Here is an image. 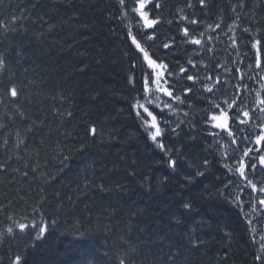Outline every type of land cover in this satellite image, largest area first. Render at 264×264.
Instances as JSON below:
<instances>
[{
	"label": "trees",
	"instance_id": "obj_1",
	"mask_svg": "<svg viewBox=\"0 0 264 264\" xmlns=\"http://www.w3.org/2000/svg\"><path fill=\"white\" fill-rule=\"evenodd\" d=\"M135 1L0 0V264H264L260 149L207 126L233 100L264 125V0H208L216 37L200 0H144L154 31Z\"/></svg>",
	"mask_w": 264,
	"mask_h": 264
},
{
	"label": "snow or ice",
	"instance_id": "obj_2",
	"mask_svg": "<svg viewBox=\"0 0 264 264\" xmlns=\"http://www.w3.org/2000/svg\"><path fill=\"white\" fill-rule=\"evenodd\" d=\"M200 3L202 6H206L205 0H200ZM125 7H127L126 0H125ZM144 7H145L144 0H141L140 8L136 9V10L139 11L140 16L144 19V22L146 24L145 28L150 30V31H154L155 27H157L158 25L156 24V21L150 20L147 18L148 14L146 12L142 11V9H144ZM157 7L162 8L163 3L157 5ZM169 23H171V22H169ZM192 23H196V21H193ZM217 27H220V25H217ZM183 32L185 35H190L188 28H184ZM152 39H153V37H152ZM190 44L194 45V46H200L202 44V42L200 39L196 38L195 36H192L190 39ZM163 47H164V49H169L170 44L164 43ZM261 47H262V51H264V40L261 41ZM188 63L191 65L192 60L190 59L188 61ZM257 65L259 67H261L262 69H264V62H262L261 60L259 61V64H257ZM160 66L162 67V69L167 68V65H165V64L160 65ZM179 72L185 73L186 69L184 67H180ZM166 75L172 76L173 73L171 71H168L167 73L165 71H163V77ZM187 80L193 81L194 76L193 75H187ZM149 82H151V74H149ZM167 83H168V81H167ZM9 91L13 97L18 96V90L17 89L12 88V89H9ZM191 91H192V89L185 88V92L190 93ZM205 91L208 93H211L213 91V88L205 86ZM165 92L167 93V96H169V97L173 96V92H171L169 90V87H164L162 93L164 94ZM175 99L177 101H180V96H175ZM259 103L264 105V100H260ZM237 104H238V101L233 100L232 103L227 104V108L229 110H232V112H235V115L231 117V120L233 123L237 124L238 130L245 131L246 128H242L241 126L248 124L249 120L251 119V114H250V111H247V110H245L243 112L236 111V105ZM216 107L219 108L220 105H217ZM165 109L172 110V105L167 104L165 106ZM153 117L154 118L149 121V125H150L151 129H153V131H151L149 133V138L152 141H157L158 138H160L163 135V129L161 128L160 123H158V120H157V118H155L154 114H153ZM212 119L217 121V123L215 124L216 128L228 130L231 127V125L229 123V113H227V112H222L220 116H213ZM260 127H261V130H260L259 134L256 135L255 140H254L255 145H260V150L255 152V154H253V152L248 148H245L243 151V169H244L245 175H247L246 166H250L252 169L260 168L262 171H264V155L260 154L261 152H264V125H261ZM178 128H179V125L177 126V129H173V131L174 132L177 131ZM227 134L229 137H232L234 135V133L232 131H228ZM246 139L251 140L252 138L246 137ZM232 142L237 143L238 141L233 140ZM158 146L161 147L162 149L164 148V145L162 143H160ZM257 158H258V160H257ZM253 160H257V162L253 163L252 162ZM207 163H208V161L206 160L205 164H207ZM169 165L174 168L176 165V161L169 160ZM197 174L199 175L200 173H197Z\"/></svg>",
	"mask_w": 264,
	"mask_h": 264
},
{
	"label": "rangeland",
	"instance_id": "obj_3",
	"mask_svg": "<svg viewBox=\"0 0 264 264\" xmlns=\"http://www.w3.org/2000/svg\"><path fill=\"white\" fill-rule=\"evenodd\" d=\"M223 0H217L216 2H218L219 4L222 2ZM210 15V14H209ZM211 16V15H210ZM210 16H208L207 18L205 17V21H206V23H208V21H209V17ZM212 19H213V17H212Z\"/></svg>",
	"mask_w": 264,
	"mask_h": 264
},
{
	"label": "bare ground",
	"instance_id": "obj_4",
	"mask_svg": "<svg viewBox=\"0 0 264 264\" xmlns=\"http://www.w3.org/2000/svg\"><path fill=\"white\" fill-rule=\"evenodd\" d=\"M214 2H215V0H213ZM246 1V0H245ZM146 2V1H145ZM151 2V1H150ZM237 3V2H236ZM146 4V3H145ZM148 4V3H147ZM154 11V10H153ZM231 35H232V33H231ZM236 37V36H235ZM232 41V40H231ZM139 106V105H138ZM208 122V121H207ZM209 128V127H208ZM212 136H213V134H212ZM216 136H218L217 134H216ZM222 137V136H221ZM213 138H216L215 136L213 137ZM219 142V141H218ZM223 203V202H222ZM234 211V210H233ZM236 213V212H235Z\"/></svg>",
	"mask_w": 264,
	"mask_h": 264
},
{
	"label": "water",
	"instance_id": "obj_5",
	"mask_svg": "<svg viewBox=\"0 0 264 264\" xmlns=\"http://www.w3.org/2000/svg\"><path fill=\"white\" fill-rule=\"evenodd\" d=\"M216 123H217V121H214V123L212 124V127H213V128H216V127H215V124H216ZM217 129H219V128H217ZM219 130H221V129H219Z\"/></svg>",
	"mask_w": 264,
	"mask_h": 264
},
{
	"label": "flooded vegetation",
	"instance_id": "obj_6",
	"mask_svg": "<svg viewBox=\"0 0 264 264\" xmlns=\"http://www.w3.org/2000/svg\"><path fill=\"white\" fill-rule=\"evenodd\" d=\"M217 0H215V2H216Z\"/></svg>",
	"mask_w": 264,
	"mask_h": 264
}]
</instances>
